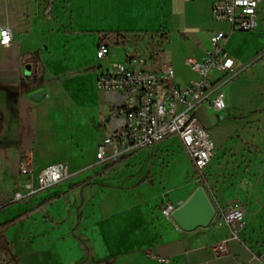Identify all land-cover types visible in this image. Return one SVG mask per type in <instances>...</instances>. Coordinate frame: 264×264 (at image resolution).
<instances>
[{"label":"crops","instance_id":"0c3cea01","mask_svg":"<svg viewBox=\"0 0 264 264\" xmlns=\"http://www.w3.org/2000/svg\"><path fill=\"white\" fill-rule=\"evenodd\" d=\"M211 4L0 0V26L7 23L13 33L10 46L0 45V145H16L21 184V159L36 170L55 162L69 170L18 209L20 234L36 236L41 262L264 264V5L257 28L244 32L215 21ZM219 31L241 71L225 86L222 111L198 110L214 148L202 180L196 182L177 135L121 156L111 174L105 167L113 162L98 163L96 152L123 124L117 111L123 95L98 89L97 76L112 68L162 76L170 65L173 76L165 82L185 86L199 78L188 59L205 60ZM100 47L108 49L103 58ZM220 76L213 72L211 79ZM37 90L43 94L34 99ZM198 186L215 211L207 226L184 230L161 214L163 205L178 207ZM226 208L242 209L245 225L225 224Z\"/></svg>","mask_w":264,"mask_h":264},{"label":"built area","instance_id":"2783aa9c","mask_svg":"<svg viewBox=\"0 0 264 264\" xmlns=\"http://www.w3.org/2000/svg\"><path fill=\"white\" fill-rule=\"evenodd\" d=\"M263 5L264 0H212L211 13L215 21L227 22L232 29L249 32L257 28V15ZM224 38L225 34L221 31L211 36V49L205 60L188 59L189 67L198 72L199 78L182 87L165 82V79L173 76L170 65L166 66L162 76L146 69L112 68L101 72L96 79L98 89L123 95L117 107L118 113L123 116V124L99 143L97 162H115L123 155L152 146L170 135H177L193 163L196 182H200L202 170L213 157L214 148L208 131L199 120L198 110L209 108L222 111L226 106L225 86L241 71L234 58L224 49ZM12 42L11 27L5 23L0 26V45L7 47ZM107 51L106 47H100L97 50L98 58H103ZM141 62L139 59L138 63ZM213 72L221 76L212 80ZM18 172L24 181L13 194L14 201L48 189L69 175L64 162L51 163L36 170L25 159L19 161ZM174 209L172 203H166L161 208V214L171 218ZM220 213L227 225L237 221L240 226L245 225V212L242 209H220ZM224 244L225 241L218 243L217 249H223Z\"/></svg>","mask_w":264,"mask_h":264},{"label":"rangeland","instance_id":"374dc122","mask_svg":"<svg viewBox=\"0 0 264 264\" xmlns=\"http://www.w3.org/2000/svg\"><path fill=\"white\" fill-rule=\"evenodd\" d=\"M261 38L259 37V41L263 40V36ZM261 65L264 66V63ZM13 147L16 150V145ZM15 150H12L9 145H0V223L15 217L18 218L14 224L5 230V232L7 231L6 239L9 242L11 253L1 252L0 264H47L52 261L49 262L46 259L41 262L42 260L35 257L39 253L38 250L36 252L33 250L37 248L36 236L32 235V239L31 236H25L23 239L18 228V209L22 207L24 201L12 200L13 194L20 189L22 182L16 173L18 157ZM118 163L115 161L110 166H106L105 169L112 174L120 168Z\"/></svg>","mask_w":264,"mask_h":264},{"label":"water","instance_id":"95a60500","mask_svg":"<svg viewBox=\"0 0 264 264\" xmlns=\"http://www.w3.org/2000/svg\"><path fill=\"white\" fill-rule=\"evenodd\" d=\"M42 94L43 91L37 90L31 97L39 99ZM214 215V208L202 186H198L184 203L171 212V218L184 230L207 226Z\"/></svg>","mask_w":264,"mask_h":264},{"label":"trees","instance_id":"16d2710c","mask_svg":"<svg viewBox=\"0 0 264 264\" xmlns=\"http://www.w3.org/2000/svg\"><path fill=\"white\" fill-rule=\"evenodd\" d=\"M3 129V121H2V115L0 113V134L2 133ZM18 218H12L11 220L5 221L0 223V253L3 252L5 254H10L11 249L9 247V242L7 241L5 237V230L12 224L16 222Z\"/></svg>","mask_w":264,"mask_h":264}]
</instances>
